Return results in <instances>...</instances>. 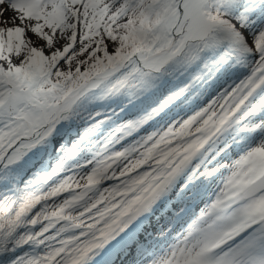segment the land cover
<instances>
[{
    "label": "snow or ice",
    "instance_id": "obj_1",
    "mask_svg": "<svg viewBox=\"0 0 264 264\" xmlns=\"http://www.w3.org/2000/svg\"><path fill=\"white\" fill-rule=\"evenodd\" d=\"M0 264H264V0H0Z\"/></svg>",
    "mask_w": 264,
    "mask_h": 264
},
{
    "label": "rangeland",
    "instance_id": "obj_2",
    "mask_svg": "<svg viewBox=\"0 0 264 264\" xmlns=\"http://www.w3.org/2000/svg\"><path fill=\"white\" fill-rule=\"evenodd\" d=\"M12 16V12L11 11H9V12H7L6 13V17H11ZM4 27H8V26H10V25H3Z\"/></svg>",
    "mask_w": 264,
    "mask_h": 264
}]
</instances>
